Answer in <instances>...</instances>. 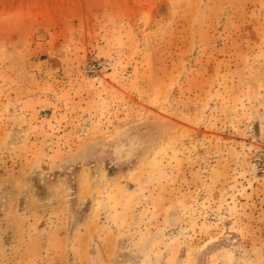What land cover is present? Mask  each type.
Returning <instances> with one entry per match:
<instances>
[{
    "label": "rangeland",
    "instance_id": "1",
    "mask_svg": "<svg viewBox=\"0 0 264 264\" xmlns=\"http://www.w3.org/2000/svg\"><path fill=\"white\" fill-rule=\"evenodd\" d=\"M0 264H264V0H0Z\"/></svg>",
    "mask_w": 264,
    "mask_h": 264
}]
</instances>
